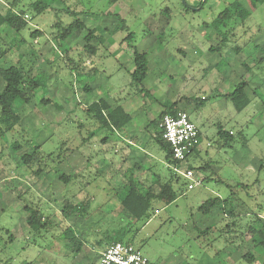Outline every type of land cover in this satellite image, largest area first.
Returning a JSON list of instances; mask_svg holds the SVG:
<instances>
[{"label":"rangeland","instance_id":"obj_1","mask_svg":"<svg viewBox=\"0 0 264 264\" xmlns=\"http://www.w3.org/2000/svg\"><path fill=\"white\" fill-rule=\"evenodd\" d=\"M10 1L0 0V10ZM32 1L14 6L28 16L26 28L0 27V49L10 48L0 65L21 59L42 83L29 104L14 102L21 122L0 137V264H98L95 240L105 231L121 234L150 264H264V248L248 231L264 224V1L246 0L250 14L226 25L218 14L234 0H57L39 13ZM65 7L79 11L98 36L93 56L80 54L85 30L52 39L56 21H71ZM35 29L41 33L33 38ZM221 37L225 44L211 51ZM66 49L72 65L57 54ZM136 52L145 53L148 64L137 86L129 77ZM83 64L85 71L78 67ZM240 79L252 100L237 112L221 93ZM42 97L50 101L39 102ZM100 97L130 114L122 129L98 128L86 113ZM177 98L201 133L197 155L179 163L182 170L206 169L193 170L200 183L192 189L167 166L149 125ZM218 128L234 139L225 144ZM24 154L33 155L37 176L21 161ZM72 174L69 181L60 177ZM153 178L171 180L176 199L153 201L149 219H129L119 206L121 193L132 179L149 184ZM216 196L202 213L200 205ZM69 200H88L89 215L63 219ZM26 205L49 216L46 228L28 230ZM61 229L80 236L79 252Z\"/></svg>","mask_w":264,"mask_h":264},{"label":"trees","instance_id":"obj_2","mask_svg":"<svg viewBox=\"0 0 264 264\" xmlns=\"http://www.w3.org/2000/svg\"><path fill=\"white\" fill-rule=\"evenodd\" d=\"M19 0H11L8 3V6L5 10H0V27L4 24L7 27L16 33L20 32L22 29L26 28L28 20L24 18L26 13L23 12H15L14 6ZM57 0H33L30 6L36 12H42L50 7V5ZM111 2H116L117 0H110ZM246 0H234L229 8H225L218 14V18L222 25H226V23L230 19H242L244 20L250 12L248 11L246 5ZM252 4H258L263 2L264 0H249ZM64 11L67 15L71 17V21L68 23L62 24L61 22H55L54 26L56 27V32L53 34L52 39L56 42H62L67 39L70 35L75 32H81L85 30V34L83 36V44L80 50L81 55H87V58L93 56L97 50V46L101 45L98 36L95 34V31L91 28H88L83 20L79 18V11L71 10L68 7L64 8ZM41 32L37 29L30 32V35L35 38ZM225 38L221 37L219 43L210 47L211 51L219 50L223 44H225ZM94 41L96 43H94ZM97 45V46H96ZM236 51L239 49V46L236 45L233 47ZM10 51V48L2 47L0 49V57H3L6 53ZM57 54L65 59V62L69 65H72L74 62L67 57L68 49L59 50ZM85 64L82 66H78L82 71H85ZM133 70L129 72V77L132 85H138L143 82L146 78L148 71L147 57L143 52H136L133 58ZM75 67V65H74ZM249 68L246 67V70ZM94 68L89 69V71H93ZM32 68L24 69L21 64V59L18 61L10 62L7 65H0V137L4 134L15 130V127L21 122L22 114L15 110V106H13L14 102L19 99L24 104H29L34 97V90L39 88L42 85L41 81H37L31 75ZM247 82L244 79H240L237 83H235L232 87V90L227 93H221V96L226 100L232 103V106L237 112H241L245 109L251 102L252 98L246 91ZM88 88V86H87ZM258 87L252 90V94L256 96V90ZM139 91H143V88H139ZM205 98H201L204 100ZM200 100V101H201ZM50 100L48 98H41L39 102L48 103ZM180 103V99L173 100L171 102H166L163 105V109L158 113L156 118L150 121L151 126L155 128V134L152 135L155 142L159 146L160 149L164 151V158L169 164H177L178 162L174 161L171 156L170 146L163 139L162 129L159 124L161 122L162 117L165 114H176L177 111L181 109L178 108V104ZM198 104V103H197ZM86 113L90 116L92 120H94L98 124V128L105 129H122L129 121L130 114L124 110L121 105L112 106L107 98L100 97L97 100L92 101L84 107ZM182 111V110H181ZM218 135L224 141L225 144L230 143L233 138V133L230 131H225L221 128H218ZM239 137L244 140L245 138L242 136L241 132L238 133ZM105 139V138H104ZM18 147L19 145H13L12 147ZM197 149H192L186 155V160L191 156L197 155ZM33 155L32 154H24L21 157V161L28 165L32 174L37 176L40 173V168L35 169L31 167L33 163ZM137 167V166H135ZM169 167V166H168ZM170 168V167H169ZM191 169L196 170H206L204 166H200L199 168H194L190 166ZM211 175L214 174L212 171ZM72 175H63L60 176L64 181H69ZM175 179L177 180V176L173 174ZM219 181H222L219 179ZM223 182V181H222ZM225 184L227 186H231L229 183ZM127 188L124 192L121 193L119 197V206L121 210H124L125 214L131 220H140L142 218L149 219V210L152 206L153 201H163V202H171L177 197L176 190L172 186V181L168 180L166 182H161L158 178H153L149 184L144 183L141 179H132L127 184ZM157 188V189H156ZM219 201V197H213L205 200L199 207V210L202 213H208L216 202ZM90 203L88 200H82L78 203H73L72 201H68L64 204L61 209V216L63 219L69 218L72 215H76L78 218H84L89 215ZM27 210V214L25 217V222L27 224L28 230L39 231L41 228H46L49 222V216H45L39 209H33L32 207L25 206ZM232 211H228L227 214L232 215ZM234 223L231 222L226 227H233ZM69 229V227L67 228ZM249 233H251L252 237H256V242L258 245L263 246L264 248V224L261 227L254 229L253 227H249ZM71 233V232H70ZM61 234L64 236V239L68 237L72 244H75L72 248V251L79 252V244H77L80 240V236L73 235L68 236L66 230L61 229ZM101 237L95 240V245L98 250L103 251L110 243L123 241L120 237L121 234H116L114 238L110 237V235L105 231L101 233ZM129 243V242H128ZM100 256V255H99ZM251 254L248 252L244 255L245 259H251ZM7 264V263H2Z\"/></svg>","mask_w":264,"mask_h":264},{"label":"built area","instance_id":"obj_3","mask_svg":"<svg viewBox=\"0 0 264 264\" xmlns=\"http://www.w3.org/2000/svg\"><path fill=\"white\" fill-rule=\"evenodd\" d=\"M27 19L28 16L24 15ZM163 139L169 144L172 159L178 162L168 166L186 181L187 189H192L200 183L194 176L193 169L182 170L179 163L186 160V155L197 149L200 143V131L185 111L176 114H165L159 124ZM209 145V144H208ZM98 264H150L149 260L135 246L128 242L116 241L110 243L100 252Z\"/></svg>","mask_w":264,"mask_h":264},{"label":"crops","instance_id":"obj_4","mask_svg":"<svg viewBox=\"0 0 264 264\" xmlns=\"http://www.w3.org/2000/svg\"><path fill=\"white\" fill-rule=\"evenodd\" d=\"M200 135H201V133H200ZM131 141H129V143H130ZM141 145H143V144H141ZM144 149V148H143Z\"/></svg>","mask_w":264,"mask_h":264}]
</instances>
